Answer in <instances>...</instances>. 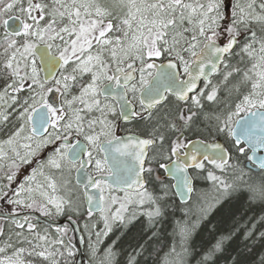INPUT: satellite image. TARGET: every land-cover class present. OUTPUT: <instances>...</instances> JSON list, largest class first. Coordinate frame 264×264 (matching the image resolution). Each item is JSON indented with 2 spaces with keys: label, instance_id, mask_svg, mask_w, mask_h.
<instances>
[{
  "label": "snow or ice",
  "instance_id": "obj_1",
  "mask_svg": "<svg viewBox=\"0 0 264 264\" xmlns=\"http://www.w3.org/2000/svg\"><path fill=\"white\" fill-rule=\"evenodd\" d=\"M257 202L264 0H0V264H264Z\"/></svg>",
  "mask_w": 264,
  "mask_h": 264
},
{
  "label": "trees",
  "instance_id": "obj_2",
  "mask_svg": "<svg viewBox=\"0 0 264 264\" xmlns=\"http://www.w3.org/2000/svg\"><path fill=\"white\" fill-rule=\"evenodd\" d=\"M178 215H179V212H177L176 216H178ZM261 215H264V205L260 204L259 202L253 204L251 209L247 212V216L248 217L255 216V217L259 218ZM168 230L170 231L169 228H168ZM194 239L198 241L199 240V236H196ZM126 242H127V240H125L122 243H126ZM169 243H170V240H169ZM232 248H238L239 250L243 251L244 250V241H243V239L242 238L238 239L229 248V251L232 253V255H235V252L232 251ZM261 251H264V248L259 247V242H257V248H256L257 257L256 258H258V254ZM249 259L251 260L252 258L250 257ZM148 264H153V261L150 259ZM219 264H225V261L223 259H221Z\"/></svg>",
  "mask_w": 264,
  "mask_h": 264
},
{
  "label": "water",
  "instance_id": "obj_3",
  "mask_svg": "<svg viewBox=\"0 0 264 264\" xmlns=\"http://www.w3.org/2000/svg\"><path fill=\"white\" fill-rule=\"evenodd\" d=\"M41 219L43 220L44 218L41 217ZM60 223H66V221L62 220V221H60ZM76 247H77V250H78V255H77V258H76V264H80V260L85 259V257H84V254H83V246H81L79 244L78 239L76 240Z\"/></svg>",
  "mask_w": 264,
  "mask_h": 264
},
{
  "label": "rangeland",
  "instance_id": "obj_4",
  "mask_svg": "<svg viewBox=\"0 0 264 264\" xmlns=\"http://www.w3.org/2000/svg\"><path fill=\"white\" fill-rule=\"evenodd\" d=\"M200 187H203V188H207L208 187V185L207 184H200L199 185ZM179 212V211H178ZM182 216V213H180L179 212V215L177 216V218H180ZM169 229H170V231H171V226H169ZM114 238V237H113ZM83 254H84V248H83ZM84 257H85V255H84Z\"/></svg>",
  "mask_w": 264,
  "mask_h": 264
}]
</instances>
